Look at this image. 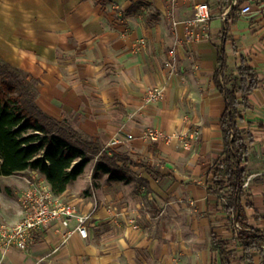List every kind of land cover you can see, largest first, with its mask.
I'll return each mask as SVG.
<instances>
[{
    "label": "crops",
    "instance_id": "1",
    "mask_svg": "<svg viewBox=\"0 0 264 264\" xmlns=\"http://www.w3.org/2000/svg\"><path fill=\"white\" fill-rule=\"evenodd\" d=\"M254 2L256 9L264 11V0ZM202 3L209 4L211 21L208 25H194L192 35H188L184 22L193 18ZM248 5L251 3L242 8ZM225 13L228 17V10L221 13L218 0H0V57L39 80L37 104L42 111L58 120H69L83 135L101 141L103 150L117 137H136L106 150L118 153L115 147H125L119 154L141 165L125 166L124 180L111 179L110 174L103 173V181H97L94 188L109 199V182H130L128 168L143 170L149 180H161L164 185L172 186L178 181L174 174L158 170L154 156L159 147H175V140L140 139L138 136L148 128L174 134L196 126L201 131L205 140L200 153L192 156L186 151L178 156L177 163L188 169L198 166L201 156L212 159L219 153L214 165L222 155L220 119L226 103L214 74L227 20ZM258 13L252 12L251 6L250 13L240 14L226 49L229 76L238 74L237 68L245 58L261 78L260 87L249 95L252 109L243 112L240 126L254 139L246 164L250 181L244 189L255 211L264 216V19ZM144 38L147 46L139 47V40ZM171 49L178 55L172 77L165 66ZM155 86H165L164 98L148 103L146 92ZM128 114L137 116L130 121ZM169 150L171 156L176 155ZM134 155H146L147 162H136ZM213 165L207 173L210 179ZM32 173L50 187L37 172ZM85 176L86 170L64 194L55 196L75 204L81 213L92 214L88 238L74 233L65 240L49 227L26 252H0V264H144L131 252L126 253V241L116 237V231L114 236L107 234L114 225L123 226L124 222L111 213L109 203L98 207L96 200L82 195L88 188ZM210 184L205 191V217L210 232L215 227L224 234V213L215 206L214 199L210 203L208 200ZM18 185H24L21 192L30 186ZM253 213L248 210L250 224H255ZM22 216L21 207L19 218L10 219L8 224L18 223ZM76 224L72 220L71 228ZM256 224L264 226L262 222Z\"/></svg>",
    "mask_w": 264,
    "mask_h": 264
},
{
    "label": "trees",
    "instance_id": "2",
    "mask_svg": "<svg viewBox=\"0 0 264 264\" xmlns=\"http://www.w3.org/2000/svg\"><path fill=\"white\" fill-rule=\"evenodd\" d=\"M254 1L218 0L221 13L228 10L214 74L226 103L220 119L224 150L209 172L207 194L209 203L214 199L224 213L226 232L211 228V251L216 254L213 264H259L257 258L264 264V226L256 224H264V216L255 211L244 189L254 139L240 126L243 112L252 109L249 95L260 87L261 78L245 58L237 68L238 74L229 76L226 49L242 6ZM233 50L237 51L235 47ZM39 83L0 57V176L37 172L59 196L84 173L91 159L96 158L94 178L104 173L111 179L124 180L125 166H141L125 154L103 150L101 141L83 135L67 119L58 120L42 111L37 104ZM248 210L254 211L255 224H250Z\"/></svg>",
    "mask_w": 264,
    "mask_h": 264
},
{
    "label": "rangeland",
    "instance_id": "3",
    "mask_svg": "<svg viewBox=\"0 0 264 264\" xmlns=\"http://www.w3.org/2000/svg\"><path fill=\"white\" fill-rule=\"evenodd\" d=\"M251 6L252 12H259L257 16L264 19V11L256 9L257 3L253 2ZM138 45L144 47L139 43ZM176 69L177 67L170 70L171 77ZM135 116L137 114H128V120L131 121ZM165 133L172 136L171 142L175 140L176 145L173 148L159 147L154 156L157 159L158 170L165 174H174L178 178L176 184L164 185L161 180H149L143 170L128 168L130 182H109L107 189L110 192L109 199H104L105 195L98 194L97 187L94 188L96 182H102L104 178L103 173H99L96 178L93 177V167L96 163L94 158L85 168L88 188H85L82 195L96 200L98 207L104 202L110 204L111 213L117 218L120 217L124 225H114L112 229L107 230V234L114 236L116 231V237L121 236L120 238L126 241V253L131 252L144 261V264H212L215 254L210 249V228L205 217L204 204L206 186L210 184L207 173L219 153L212 159L200 155L198 166L191 167L192 170L188 169L187 165L177 163L178 156L186 151L192 156L200 153L205 140L201 131L193 126L174 134ZM185 144L188 145L187 148ZM170 148L176 153L175 156H171ZM126 149L115 147L118 153H123ZM253 156L251 153L250 162ZM147 159L146 155H134L136 162H147ZM32 172L28 170L14 177L0 176V222L8 223L10 219L19 218L21 212L19 197L24 185L18 183L30 185L39 182L37 177H33ZM88 172H91L90 175ZM262 193L264 196V189ZM125 227L129 229L124 230ZM9 251L0 248L1 254ZM257 262L261 263L260 258H257Z\"/></svg>",
    "mask_w": 264,
    "mask_h": 264
},
{
    "label": "built area",
    "instance_id": "4",
    "mask_svg": "<svg viewBox=\"0 0 264 264\" xmlns=\"http://www.w3.org/2000/svg\"><path fill=\"white\" fill-rule=\"evenodd\" d=\"M174 2V0H171ZM251 12V6H245L241 9V14ZM227 18V13L224 14ZM212 14L208 3L199 4L196 7L193 18L184 22L188 35L192 34L194 25H208L211 21ZM178 23L175 22L174 26ZM141 46H147L145 39H140L138 42ZM170 59L165 66L169 70L176 67V51L173 49L170 52ZM165 86H155L149 88L146 92V101L155 103L164 98ZM142 140L151 142H170L172 136L164 131L148 128L138 136ZM136 138L132 134H128L125 138L117 137L112 140L105 149L108 150L114 146L122 144L124 140H133ZM188 145L185 144V148ZM250 179L247 180L244 188L248 187ZM22 207V219L16 224H8L0 222V248L5 250H18L25 252L34 244L41 233L49 227H54V230L61 234L66 240L74 233H78L82 238H88V222L92 214H84L79 212L76 205L71 202H64L57 198L51 188L44 182L30 184L19 197ZM76 220L77 224L71 228L70 223Z\"/></svg>",
    "mask_w": 264,
    "mask_h": 264
}]
</instances>
